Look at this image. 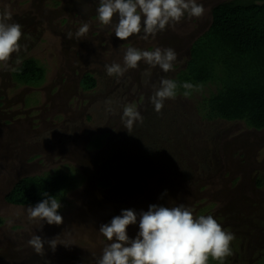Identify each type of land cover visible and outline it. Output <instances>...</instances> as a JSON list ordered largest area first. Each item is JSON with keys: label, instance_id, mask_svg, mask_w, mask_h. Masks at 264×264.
Instances as JSON below:
<instances>
[{"label": "rangeland", "instance_id": "rangeland-1", "mask_svg": "<svg viewBox=\"0 0 264 264\" xmlns=\"http://www.w3.org/2000/svg\"><path fill=\"white\" fill-rule=\"evenodd\" d=\"M224 1L197 0L205 8L200 18L186 15L148 39L140 33L119 40L112 27L99 23L98 0H0V12L10 11L23 26L19 58L33 59L43 70L35 86L18 85L12 71L0 72V264H89L90 253L99 256L107 243L101 223L122 209L174 203L195 216L212 215L234 234L224 264H264V130L216 121L209 136L195 106L212 87L166 100L157 113L150 97L166 76L159 66L141 61L119 80L104 67L123 66L128 47H171L175 62H183L209 26L211 9ZM85 22L90 29L84 38H66ZM16 59L14 54L13 66ZM85 73L97 82L92 91L80 88ZM127 104L144 117L130 133L121 124ZM54 173L65 177L56 197L64 222L40 229L29 220L28 206L10 205L4 195L19 178ZM104 179L108 187L100 185ZM127 231L134 237L138 227ZM33 235H60L73 245H57L54 252L45 245L39 255L28 244ZM209 264L219 262L210 258Z\"/></svg>", "mask_w": 264, "mask_h": 264}, {"label": "clouds", "instance_id": "clouds-1", "mask_svg": "<svg viewBox=\"0 0 264 264\" xmlns=\"http://www.w3.org/2000/svg\"><path fill=\"white\" fill-rule=\"evenodd\" d=\"M81 2V0H77ZM86 12L87 7L82 8ZM205 8L197 0H98L96 15L100 24L114 29L119 40L143 33V39L155 37L168 26L180 23L185 16L200 18ZM23 26L14 22L10 11L0 12V72L19 71L22 60L19 54L24 50L20 40ZM90 25L82 23L78 30L67 33V39H82L89 32ZM16 55V65L10 61ZM178 54L171 48L157 47L155 50H141L128 47L120 63L105 65L106 74L119 80L129 69L139 68L143 61L149 66H159L165 73L172 71ZM184 89L188 97L198 86L190 82L180 85L173 79H162L159 87L150 97L154 110L160 113L166 100L177 96L178 88ZM144 117L136 105L123 107L121 124L129 133ZM166 193V190H165ZM44 199L26 209L30 221L43 225L63 224L64 218L59 210L60 200L44 193ZM137 226L138 231L130 237L127 229ZM99 233L107 243L97 256L90 253L89 264H209V259L224 264L232 255L231 242L234 234L223 229L212 215L195 216L192 209L184 203L164 206L150 204L147 210L122 209L110 221L101 223ZM51 239L33 235L28 244L35 253L45 255V245L53 252L57 245L70 247L71 240Z\"/></svg>", "mask_w": 264, "mask_h": 264}, {"label": "trees", "instance_id": "trees-1", "mask_svg": "<svg viewBox=\"0 0 264 264\" xmlns=\"http://www.w3.org/2000/svg\"><path fill=\"white\" fill-rule=\"evenodd\" d=\"M19 67L11 72L16 84L35 86L42 80L43 70L35 60L26 59ZM163 79L212 87L195 106L199 122L209 125V136L216 121L264 130V0H227L215 5L207 29L191 42L183 62H175ZM79 84L83 91L97 86L89 73ZM183 92L178 88L176 98L184 96ZM64 182L65 177L57 173L23 177L4 195V201L34 206L45 198L44 193L57 197ZM100 185L108 187L110 182L104 179Z\"/></svg>", "mask_w": 264, "mask_h": 264}, {"label": "flooded vegetation", "instance_id": "flooded-vegetation-1", "mask_svg": "<svg viewBox=\"0 0 264 264\" xmlns=\"http://www.w3.org/2000/svg\"><path fill=\"white\" fill-rule=\"evenodd\" d=\"M23 86H25V85H23ZM22 178H23V177H22ZM19 179H21V178H19ZM17 180H18V179H17ZM17 180H16V181H17ZM16 181H14V183H15ZM14 183H13V184H14ZM13 184H12V185H13ZM12 185H11V187H12ZM11 187H10V188H11ZM10 188H9V189H10Z\"/></svg>", "mask_w": 264, "mask_h": 264}]
</instances>
